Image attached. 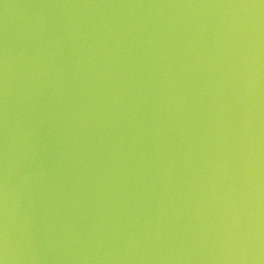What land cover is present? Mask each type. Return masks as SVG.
<instances>
[{"label":"water","instance_id":"water-1","mask_svg":"<svg viewBox=\"0 0 264 264\" xmlns=\"http://www.w3.org/2000/svg\"><path fill=\"white\" fill-rule=\"evenodd\" d=\"M264 264L261 0H0V259Z\"/></svg>","mask_w":264,"mask_h":264},{"label":"clouds","instance_id":"clouds-1","mask_svg":"<svg viewBox=\"0 0 264 264\" xmlns=\"http://www.w3.org/2000/svg\"><path fill=\"white\" fill-rule=\"evenodd\" d=\"M0 264H6V257L3 259H0Z\"/></svg>","mask_w":264,"mask_h":264},{"label":"snow or ice","instance_id":"snow-or-ice-1","mask_svg":"<svg viewBox=\"0 0 264 264\" xmlns=\"http://www.w3.org/2000/svg\"><path fill=\"white\" fill-rule=\"evenodd\" d=\"M262 3H264V0H261Z\"/></svg>","mask_w":264,"mask_h":264}]
</instances>
